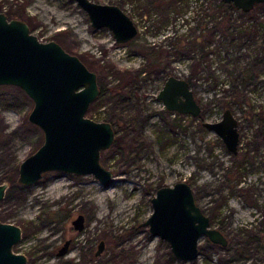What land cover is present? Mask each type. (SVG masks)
I'll return each instance as SVG.
<instances>
[{
  "label": "rangeland",
  "instance_id": "rangeland-1",
  "mask_svg": "<svg viewBox=\"0 0 264 264\" xmlns=\"http://www.w3.org/2000/svg\"><path fill=\"white\" fill-rule=\"evenodd\" d=\"M94 1L121 6L138 34L117 44L113 32L94 28L74 0H0L1 12L25 20L41 41H57L96 71L107 91L86 115L119 120L114 143L101 153V162L115 173L111 187L93 174L50 171L35 184L7 190L0 219L22 229L15 252L25 254L27 264H264V135L257 132L264 111V61L255 66L264 56V3L247 16L235 14L238 28L224 33L214 30L213 18L207 25L203 14L183 20L176 8L159 10L152 0ZM204 25L214 31L212 39L194 44ZM230 32L245 39L239 43L226 35ZM184 35L180 48L176 40ZM233 44L244 46L236 51ZM153 50H163L156 66ZM247 69L255 74L252 81L242 76ZM191 73L201 113L175 116L157 95L170 75L187 79ZM33 107L23 89L0 85V184L9 174L18 177L15 167L44 143L42 129L29 120ZM226 108L239 123L236 155L203 125L220 120ZM178 181L191 185L211 226L230 246L202 237L198 258L182 261L166 240L153 235L145 224L154 210L152 198ZM101 191L110 195L102 203L96 198ZM79 214L85 216L82 230L73 224ZM249 235L263 236L246 244ZM67 241L68 252L59 255Z\"/></svg>",
  "mask_w": 264,
  "mask_h": 264
},
{
  "label": "water",
  "instance_id": "water-1",
  "mask_svg": "<svg viewBox=\"0 0 264 264\" xmlns=\"http://www.w3.org/2000/svg\"><path fill=\"white\" fill-rule=\"evenodd\" d=\"M83 8L96 28H108L117 44L126 43L138 34L134 20L118 4L94 0H74ZM235 9L249 12L264 0H224ZM0 85H16L34 101L29 120L44 133V143L19 165L17 183L29 186L50 171L76 175L93 174L109 186L115 173L101 162V153L116 139L109 121H97L86 114L99 98L101 89L96 71L78 55L65 50L55 40L41 41L21 18H10L0 11ZM167 111L197 117L201 105L189 83L180 76L170 75L157 95ZM233 154H238L240 132L238 119L226 108L218 121H204ZM9 182L0 184V201ZM153 212L146 223L154 236L166 240L173 255L182 261L199 256V242L206 237L212 243L227 246L229 241L198 204L191 185L178 181L160 187L152 198ZM85 216L73 221L82 230ZM22 239L20 226L0 219V264H27L28 257L15 252ZM100 249L97 254L102 250ZM68 251V241L60 250Z\"/></svg>",
  "mask_w": 264,
  "mask_h": 264
},
{
  "label": "trees",
  "instance_id": "trees-1",
  "mask_svg": "<svg viewBox=\"0 0 264 264\" xmlns=\"http://www.w3.org/2000/svg\"><path fill=\"white\" fill-rule=\"evenodd\" d=\"M151 4H152V6H154V8L159 9V10H160L161 7L164 8V6H165V10H167V11L170 10L169 12L174 11L172 9L176 8L177 12H178L177 14L179 16H182L183 20H186L188 18L190 19L191 17H196V16L199 17L200 14H203L205 16H208L206 25L207 24H212V22L214 20L215 21L214 30L215 29H219V30H222L223 32L224 31L228 32L230 26L231 27L234 26V28H236V29L238 28V25L236 23V21H237L236 18L237 17L235 16V14H237L239 16H247V14H250L254 10L253 9V10H251L249 12H244V11L235 9L232 4L226 3L224 0H207V2H204V0H152ZM262 4L263 3L257 4L256 6H259V5H262ZM7 15L10 18H16L17 17L13 13H9V12H7ZM234 16H235V18H234ZM212 18H213V20H212ZM192 19L194 20V18H192ZM166 21L167 20L164 19L162 21V24L164 25L166 23ZM201 23L205 24L204 22H201ZM204 26L203 27H198L200 29V31L193 38L194 39L193 40L194 44H196L198 42H201V41L203 42L204 40H211L212 39V37L214 35V31H211L210 29H206V26L205 27ZM207 30H208V33L206 32ZM226 35H229V36L231 35L232 37L235 36L234 37L235 40L239 41V43H241L240 42L241 40L245 39V35L243 33L240 36H236V35H234L231 32L226 34ZM185 38H186V36L184 35L183 37H181L178 40H176V45L178 43V45H180V48H181V46H183V41H181V40L185 39ZM247 38H249V36ZM250 38H251V36H250ZM249 44H250V42L245 44V45H249ZM232 46H235L236 47V51H238L244 45H242L241 48L238 47L235 44H233ZM150 56L152 57L151 65L152 66L159 65L160 63H162L163 50L162 51L153 50L150 53ZM240 57H237V58H240ZM237 60H240L241 64L243 63L242 59H237ZM263 61H264V56H263V58L261 57L260 59L256 60V62H255L256 65L255 66L259 65ZM245 66H243V67H245ZM244 69H246V68H244ZM140 72H141V70L138 71V74ZM245 72H247V73L245 74ZM210 73L213 74V72H210ZM251 73L252 72L250 71V69H247L246 71H244V73H242V76L248 77L249 80L252 81V79L255 76V74L252 76ZM209 78L210 77H208V79ZM187 80L189 81V83H190V85L192 87L193 85H195L196 77L191 73L187 77ZM217 82H218V80L215 83L217 84ZM213 85L216 86L214 83H213ZM100 88H101V92H102L101 94H103V93H105V91H107V88L105 87V85H101ZM192 89H193V87H192ZM262 112H263V116H262L263 118L260 121L258 120L257 132H259L260 134L262 133V135H264V111H262ZM98 119H101V118H98ZM102 120H104V119H102ZM116 120H118V119H116ZM109 122H111L114 127L117 124V122L115 120H111L110 119ZM18 167H19V165H17L15 167L14 171H13L16 175L18 174ZM3 181L4 182H9L10 187H13V186L19 187L20 186L17 183V177L14 174H9V175L5 176L3 178ZM9 188H8V190H9ZM0 218L2 220H4L5 216H2L0 214ZM263 234H264V231H263ZM262 236L263 235H260V237H258L256 235H249V238H248L246 244H252L255 241H261ZM227 246H230V243H228Z\"/></svg>",
  "mask_w": 264,
  "mask_h": 264
},
{
  "label": "bare ground",
  "instance_id": "bare-ground-1",
  "mask_svg": "<svg viewBox=\"0 0 264 264\" xmlns=\"http://www.w3.org/2000/svg\"><path fill=\"white\" fill-rule=\"evenodd\" d=\"M59 183L58 184H60V185H62L63 187H66L65 185H64V182L62 183V181L61 180H59L58 181ZM57 183V182H56ZM112 186V184L111 185H109L108 187H111ZM68 187V186H67ZM99 188V187H98ZM64 189V188H63ZM95 189H97V188H95ZM113 190V189H112ZM99 191V190H98ZM111 191V190H110ZM102 192V191H101ZM112 193V192H111ZM40 194H42V193H40ZM106 196H108V197H110V195L106 192V193H100L99 195H97L96 196V198H98L97 200L100 202V203H102L103 201V199L106 197ZM116 202V201H115ZM115 204V203H114ZM116 204H118V203H116ZM129 204V203H128ZM118 207V206H117ZM129 207V206H128ZM116 208V207H115ZM114 208V209H115ZM121 212V211H120ZM110 213V212H109ZM97 214V213H96ZM95 214V215H96ZM113 214V213H112ZM104 215V214H103ZM98 217V216H97ZM99 218V217H98ZM112 220V219H111ZM113 222V221H112ZM119 224V223H118ZM116 225V224H115ZM116 228H118V227H116ZM149 250V249H148ZM146 253V252H145ZM72 255H74V254H72ZM143 256H144V254H143ZM74 257V256H73ZM72 257V258H73ZM142 259V258H141Z\"/></svg>",
  "mask_w": 264,
  "mask_h": 264
},
{
  "label": "flooded vegetation",
  "instance_id": "flooded-vegetation-1",
  "mask_svg": "<svg viewBox=\"0 0 264 264\" xmlns=\"http://www.w3.org/2000/svg\"><path fill=\"white\" fill-rule=\"evenodd\" d=\"M172 113H173L175 116H179V115H181V114H179V113H177V112H172ZM73 221H74V220H73ZM62 248H63V247H62ZM62 248H61V249H62ZM61 249H60V250H61ZM60 250H59V252H60ZM59 252H58V254H59ZM67 252H68V251H67ZM59 255H60V254H59Z\"/></svg>",
  "mask_w": 264,
  "mask_h": 264
},
{
  "label": "built area",
  "instance_id": "built-area-1",
  "mask_svg": "<svg viewBox=\"0 0 264 264\" xmlns=\"http://www.w3.org/2000/svg\"><path fill=\"white\" fill-rule=\"evenodd\" d=\"M134 20V19H133ZM137 26V25H136ZM138 28V27H137ZM167 36V35H166Z\"/></svg>",
  "mask_w": 264,
  "mask_h": 264
}]
</instances>
